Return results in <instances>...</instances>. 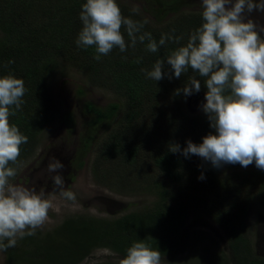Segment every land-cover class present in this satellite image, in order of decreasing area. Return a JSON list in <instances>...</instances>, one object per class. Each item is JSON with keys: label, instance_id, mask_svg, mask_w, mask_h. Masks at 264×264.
<instances>
[{"label": "trees", "instance_id": "16d2710c", "mask_svg": "<svg viewBox=\"0 0 264 264\" xmlns=\"http://www.w3.org/2000/svg\"><path fill=\"white\" fill-rule=\"evenodd\" d=\"M155 1L158 3L159 0ZM85 2L86 0H0V77L11 73L16 78L23 79L26 88L21 110L9 118L10 123L16 124L20 131L28 137V142L21 145V152H26L36 146L37 132L41 125L59 120L61 117L68 129L73 128L71 113L61 107L59 109L44 92V64L40 68L39 66L43 61L46 63L47 59L55 61L62 57L72 66L84 69L86 75L97 80L99 84L107 85L118 94L125 103L120 116V122L125 125L136 124L144 116L154 117L155 108H158L157 105L162 97L156 96L158 92L168 91L167 94L173 93L174 98L181 99L184 96L183 93L177 95L176 90L188 84L190 78L195 77L201 82L205 79L189 69L179 79L169 80L165 76L164 79L156 82L147 79L145 73L141 71L142 68L151 70L157 59H165L172 50L186 44L189 34L202 24L201 11L181 10V0L161 1L159 5L156 4L158 7L154 10L157 17L156 26H150L148 23L144 31L151 32L157 41L162 34L166 33L183 37L179 44L169 42L157 53H151L146 51L147 42L137 43L135 48L129 47L123 53L118 48L113 49L97 61L94 59L96 55L94 46L83 49L78 48L75 43L82 28L79 14ZM152 3L155 2L152 0ZM119 6L124 16L134 20L144 19L137 12H133V9L125 5L119 4ZM168 13H173L174 16L163 20ZM125 39L127 40L126 33ZM138 58H142L140 63L135 62ZM169 67L166 66L165 71ZM119 108V102H112L104 108L97 107L89 101L84 102V110L89 116L86 122L87 131L83 134L79 144V156L72 164L79 168L84 165L86 151L94 145L97 130L103 127L106 132L104 137L98 139L100 141L95 147L96 153L90 165L92 172L97 174L98 178L112 175L115 173L110 171L113 168L126 169V172H131L129 168L124 167V163L132 164L136 152L138 154L141 150L139 146L144 145V143L138 144L135 141L137 133L146 138L153 132L156 147H143L149 155L141 158L145 160L143 161L145 164L139 162L136 164L135 176L139 178L143 175L145 166L152 163L167 178L178 179L183 155L170 152L169 147L175 137L176 129L181 125L171 124L168 119L169 112L161 110L157 114L160 113L162 120L160 118L158 123L145 127L140 126L134 139H131L118 130L115 131L113 122H110L119 114ZM156 130L163 137H155ZM185 134L189 135V133ZM141 141L144 142V140ZM160 141L162 143H158ZM10 166L13 167V165ZM200 176L197 174L195 178ZM115 178L120 181L121 176ZM152 184L161 187L158 182H152ZM139 185H142V182ZM163 191L164 195H173V192ZM207 193L208 191L201 192L198 198L205 199ZM209 195L211 197L209 207L216 220L221 219V213L225 212V207H235V204H232L233 193L228 186L223 189V192L219 191V193ZM172 197L171 203H176L175 206L166 207L158 204L151 209L112 217L111 220L89 215L72 216L55 227L53 234L47 231L42 235L36 233L34 236H25L21 241L27 246L17 244L13 248L16 249V253L38 251L48 261L74 263L84 256H90L96 247H108L125 257L127 249L133 242L143 241L151 248L160 251L161 256L168 255L180 249L177 247L179 243L182 245L181 248L187 246H184L182 230H180L182 223L186 220L187 207L178 196ZM220 202L221 206H216V203ZM231 246H234L232 242ZM234 253L237 264L246 263L245 258L239 256L237 248L234 249ZM171 256L173 254L167 256V261L162 264H171L169 262ZM15 259L9 257L8 261L13 262ZM198 262L200 261H191L190 264H199ZM250 262L256 264L259 261L251 260ZM96 264H118V262L101 261ZM207 264H227V260L224 256L217 257L210 259Z\"/></svg>", "mask_w": 264, "mask_h": 264}, {"label": "rangeland", "instance_id": "374dc122", "mask_svg": "<svg viewBox=\"0 0 264 264\" xmlns=\"http://www.w3.org/2000/svg\"><path fill=\"white\" fill-rule=\"evenodd\" d=\"M153 1L155 3H152V0H117V3L130 9L138 8L137 13L144 19L147 18L150 26H156L157 17L154 10L161 1L169 0H159L158 3ZM180 9L202 12L201 0H181ZM173 16V13H168L163 20ZM245 18L252 19L258 27H264V12L255 10L251 13L245 12ZM261 35L264 37V32ZM43 64L44 92L59 109L61 107L71 113L73 128L68 129L61 117L59 120L41 125L37 132L36 146L26 152L20 151V156L13 165L17 170V175L11 181L12 183L34 187L37 191L44 190L53 201V209L49 211L48 221L36 230L38 235L47 231L53 234L54 228L63 220L76 215H89L111 220L112 217L151 209L158 204L166 207L175 206L176 203H171V198L176 195L182 203L185 202L187 207L186 220L180 227L184 246H187L181 248L182 245L179 243L177 247L180 249L177 248L178 250L174 253L161 256L162 263L167 261V256L173 254L169 257L171 264H190L191 261L197 260L200 261L199 264H207L210 259L223 256L227 264H237L234 253V249L237 248L239 256L245 258V264H251V260L259 261L256 264H264V196H262L264 194V170L257 169L254 163L247 168L238 163L223 164L220 168H215L211 162L204 161L198 156L191 155L189 158L183 156L178 179L167 178L152 163L145 166L144 174L138 178L135 176L136 164L138 162L145 164L143 162L145 160L141 158L149 155L143 147L153 146L155 148L156 146L153 141V132L150 136L144 134L146 138L137 133L135 141L138 144L144 143V145L139 146L142 151H138V154L136 152L132 164L124 163V167L129 168L131 172H126V169L113 168L110 171L115 173L98 178V175L92 172L90 165L96 153L95 147L100 141L98 139L104 137L106 132V129L101 127L96 132L94 145L86 151L84 165L79 168L72 164L79 156V144L83 134L87 131L86 122L89 116L84 110L85 101L92 102L101 108L107 107L112 102H119V114L110 122H113L115 131L118 130L128 138L134 139L140 126L145 127L158 123L162 117L160 113H157L167 110L171 124L181 125L174 133L172 144L178 143L184 148L188 140L196 144L202 143L203 137L209 133L215 134V130L210 128L207 116L200 107L205 102L207 91L204 86L205 79L201 82L199 93L194 92L191 96H183L181 99L174 98L173 93L167 94L168 91L158 92L156 96L162 97L157 105L158 108H155L154 117L144 116L136 124L125 125L120 122L125 103L107 85L99 84L97 80L86 75L84 69L72 66L62 57L55 61L47 59L46 63L41 62L39 68ZM193 120L195 121L192 122ZM154 136L163 137L157 130ZM161 141L158 143H162ZM53 157L64 165V168L59 170V174L64 179L65 187L76 194L74 203L64 200L58 193H53L52 176L56 173H49L47 170L49 160ZM197 174H203L205 178L203 180L195 178ZM119 175L121 179L117 181L115 177ZM141 182L142 185H139ZM152 182L160 183L161 187L154 186ZM227 186L233 193L232 204H235V207H225V212L221 213V219L216 220L209 207L211 200L209 194L223 192ZM163 190L173 192V195H164ZM204 191L209 193L207 196L205 194L206 200L199 199L198 195ZM221 204V202L216 203V206L220 207ZM230 241L234 246H231ZM17 244L27 246L26 243H22L21 239H18ZM27 249L29 250L28 247ZM121 255L108 247H96L90 256H84L74 263H66L45 260L46 257L38 251L16 253L15 248H9L6 252H0V264H96L101 261L120 264V260L124 258ZM9 257L16 259L9 262Z\"/></svg>", "mask_w": 264, "mask_h": 264}, {"label": "clouds", "instance_id": "9594fccd", "mask_svg": "<svg viewBox=\"0 0 264 264\" xmlns=\"http://www.w3.org/2000/svg\"><path fill=\"white\" fill-rule=\"evenodd\" d=\"M201 3L202 24L189 34L187 43L172 50L165 59H157L151 70L141 69L147 79L156 82L165 76L179 79L189 69L205 78L207 91L200 107L215 134L209 133L200 144L188 140L183 149L173 143L169 151L185 158L198 156L215 168L237 163L247 168L254 163L257 169L264 170V27L245 18V12H264V0ZM79 19L82 28L75 43L83 49L94 46L97 61L113 49L123 53L137 43L147 42L146 51L157 53L167 43L179 44L183 39L166 33L157 41L151 32L144 31L149 20L124 16L117 0H86ZM166 66H170L167 71ZM200 90L201 81L192 77L176 94L188 97ZM25 93L23 79L11 73L0 77V252L15 247L18 239L34 236L53 209V201L44 190L11 182L17 170L10 165L16 164L28 137L9 118L21 110ZM63 168L55 157L49 160L48 172L56 173L52 176L53 193L74 203L76 194L65 187L59 174ZM204 178L203 174L198 177ZM120 264H162L161 252L143 241L133 242Z\"/></svg>", "mask_w": 264, "mask_h": 264}]
</instances>
